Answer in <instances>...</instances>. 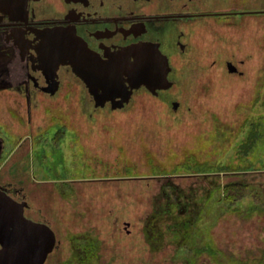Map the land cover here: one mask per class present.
<instances>
[{
  "label": "flooded vegetation",
  "instance_id": "obj_1",
  "mask_svg": "<svg viewBox=\"0 0 264 264\" xmlns=\"http://www.w3.org/2000/svg\"><path fill=\"white\" fill-rule=\"evenodd\" d=\"M253 1L0 0V187L27 202L24 217L52 230L43 264H58L64 257L59 213L50 217L29 191L26 176L13 179L11 171L20 170L14 163L19 154L23 167L28 164L24 154L41 149L47 127L56 123L50 110L71 109L70 139L96 154L97 163L86 164L91 170L119 171L129 155L137 156L139 169L148 170L140 159L142 146L159 153L163 144L164 155L178 147L180 130L173 120L184 123L188 117L177 114L191 87H205L209 78L224 75L228 82L222 84L235 88L237 76L243 81L253 69L254 42L264 35V8H254ZM136 82L141 84L133 87ZM20 91L26 92L24 100L14 98ZM68 91L74 93L71 108ZM146 95L153 98L152 111L164 112L148 118L150 124L136 112L129 120L135 125L121 126L120 132L98 127V122L114 126L115 118L141 110ZM77 97L86 98L92 110H81ZM97 97L102 104H96ZM144 177L154 175H98L72 182ZM49 239L43 236L41 242L47 245Z\"/></svg>",
  "mask_w": 264,
  "mask_h": 264
},
{
  "label": "rangeland",
  "instance_id": "obj_2",
  "mask_svg": "<svg viewBox=\"0 0 264 264\" xmlns=\"http://www.w3.org/2000/svg\"><path fill=\"white\" fill-rule=\"evenodd\" d=\"M251 5L264 8V0ZM257 39L253 69L243 81L237 76L238 87L223 85L228 79L218 75L208 79L209 85L191 87L181 97L177 116L188 117L184 123L182 118L173 120L180 130L178 147L171 146L164 155L163 144L160 154L143 145L140 159L150 166L148 170L139 169L137 156L125 158L127 175L152 178L72 182L117 173L98 166L89 170L92 165L82 171L84 166L78 163H97L96 154L73 145L71 109L50 110L56 123L47 127L46 137L63 128L57 145L46 142L36 154L29 153L23 167V154H19L14 163L20 170L12 169L11 178L25 175L42 209L50 217L59 213L64 257L58 264H264V95L255 99L264 94V35ZM190 76V80L195 77ZM72 93L66 92L70 108L75 102ZM84 99H76L81 110H92ZM152 104L153 98L146 95L141 110L136 107L130 117L115 118L114 126L98 122V127L111 134L120 132L121 126L135 125L129 120L136 112L150 124L148 118L164 114L152 111ZM183 153L217 162L222 169L191 170L179 164ZM236 181L257 192L260 204L249 198L229 207L219 202L220 189Z\"/></svg>",
  "mask_w": 264,
  "mask_h": 264
},
{
  "label": "water",
  "instance_id": "obj_3",
  "mask_svg": "<svg viewBox=\"0 0 264 264\" xmlns=\"http://www.w3.org/2000/svg\"><path fill=\"white\" fill-rule=\"evenodd\" d=\"M142 76L156 77L147 72H143ZM140 84L136 82L132 86ZM128 94L129 91L124 101ZM102 103L97 97L96 104ZM3 189L0 187V264H43L52 244V230L47 225L34 224L24 217L23 210L27 202L14 200ZM43 236L50 238V243L46 245L41 242Z\"/></svg>",
  "mask_w": 264,
  "mask_h": 264
},
{
  "label": "trees",
  "instance_id": "obj_4",
  "mask_svg": "<svg viewBox=\"0 0 264 264\" xmlns=\"http://www.w3.org/2000/svg\"><path fill=\"white\" fill-rule=\"evenodd\" d=\"M262 95H264L262 92L257 94L255 99L257 100L259 97H262ZM236 99L237 98H235L234 101ZM259 105H262V103H259ZM62 131H63V128H58L56 130V133L54 134V136L52 135L51 138L45 137V138L41 139L40 140V143H41L40 147L42 148L44 146V145H42L44 142L45 143L49 142L50 145H52L54 143L57 145L58 140L60 138V133H62ZM37 141H39V140H37ZM36 145H37V142H36ZM24 156L26 158H29V153L24 154ZM182 163L189 165V169L197 170V172H205L206 170H215V169L220 170V168H221L220 166L216 167L217 162L216 163L215 162L210 163L205 158L200 160L196 156H193V155L188 154V153H183L182 159L180 160L179 164H182ZM78 164H82L84 166V167H82V169H83L82 171H84V170L87 171L86 166H85L87 164L86 160H84L83 162H79ZM126 169H127V167L125 165V167H123L121 170H119V171L114 170L113 173L114 174L117 173L118 176L119 175H127L128 173L126 172ZM89 170H91V169H89ZM16 175H18V174H16ZM96 176H98V175H96ZM218 197L219 198L217 200H219V202H221L226 207H229V206L234 205L236 203H240L246 198L253 200L254 203L260 204V202H261V198H260L259 194L257 192H254V190L249 185L242 183V181L241 182L236 181V182H231V183L225 184L220 189V192L218 193Z\"/></svg>",
  "mask_w": 264,
  "mask_h": 264
},
{
  "label": "crops",
  "instance_id": "obj_5",
  "mask_svg": "<svg viewBox=\"0 0 264 264\" xmlns=\"http://www.w3.org/2000/svg\"><path fill=\"white\" fill-rule=\"evenodd\" d=\"M14 98L15 99H21L24 100V96L26 95V92L20 91V92H13Z\"/></svg>",
  "mask_w": 264,
  "mask_h": 264
}]
</instances>
